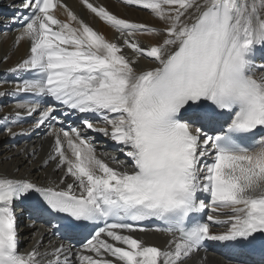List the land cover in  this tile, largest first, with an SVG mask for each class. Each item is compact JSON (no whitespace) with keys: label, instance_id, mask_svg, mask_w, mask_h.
<instances>
[{"label":"snow or ice","instance_id":"snow-or-ice-1","mask_svg":"<svg viewBox=\"0 0 264 264\" xmlns=\"http://www.w3.org/2000/svg\"><path fill=\"white\" fill-rule=\"evenodd\" d=\"M79 3L114 39L63 0H23L5 24H20L15 43L29 44L9 69L27 78L0 97L32 100L0 117V137L46 128L50 146L42 163L27 145L0 161V264H190L210 242L234 252L264 244V62L256 60L264 0H122L159 26ZM76 113L90 115L66 130ZM88 131L126 159L98 155ZM10 158L25 175L3 168ZM28 166L59 175L33 179ZM20 205L26 227L41 214L56 221L52 235L88 234L76 248L63 239L45 245L36 231L22 250ZM145 221L163 225L151 229L165 237L162 247L136 235L150 230Z\"/></svg>","mask_w":264,"mask_h":264},{"label":"bare ground","instance_id":"bare-ground-1","mask_svg":"<svg viewBox=\"0 0 264 264\" xmlns=\"http://www.w3.org/2000/svg\"><path fill=\"white\" fill-rule=\"evenodd\" d=\"M23 0H0V33H6V36H0V92L11 93L15 84L21 78H27L25 74L21 73H13L9 71V69L14 68L15 65L23 59L28 51L29 44L27 41H21L19 44L15 43V38L21 29L20 24H11L7 27L8 18L17 15L20 12V5ZM78 16L85 20V22L89 23L95 30L99 31L101 34H104L106 38L109 40L114 39V32L103 22H101L98 18H95L93 14L89 13L87 9L83 8L80 5L79 0H63ZM96 5L105 6L112 13L122 17L129 19L133 22L137 23H145L149 26H159L158 21L153 18L151 13L148 10L140 9L138 7H129L122 3V0H91ZM57 16L60 19H65V16L62 14V10L57 11ZM27 15V12L24 13ZM139 39L144 44H148L151 40L150 37L141 36ZM7 56L8 59L5 61L3 57ZM256 60L258 62H264V50H258L256 55ZM30 102L32 100L29 96H23L21 94L19 97L15 95H5L0 97V117L4 115H10L12 111L13 105L17 102ZM85 115L90 114H79L76 113L74 115H70L68 119L63 120V127L67 130L71 127H77L80 124V120L84 118ZM63 119V117H61ZM96 122L95 117H90ZM223 119V118H222ZM30 123V121H29ZM102 123V122H101ZM3 119H0V125H3ZM24 128L28 127V123H23L21 125ZM60 125H57L59 127ZM14 130L19 132L20 127H14ZM47 129L41 128L34 134H29L25 136H17L15 138H2L0 137V161H3L5 157H12L16 152V147H21L27 145L29 151L35 146L37 149V160L47 154V151L50 146V138H48L45 133ZM91 139L96 147L97 154L107 153L110 156L117 157L118 160H125L123 153L119 152L118 146L114 144L111 140L105 138L102 134L93 133L88 131L86 133ZM209 134H214L210 132ZM259 135V134H258ZM17 141V143H16ZM19 164V161L16 159H8L7 163H4L3 168L12 173L14 175H25V165L19 164L20 171L19 173H15L13 171V165ZM111 166L115 167V164ZM33 168L32 178L40 179L44 181L48 178L56 179L59 175L57 173L55 176H50L51 169L49 168L46 172L43 168L39 171L35 170V166H28ZM22 209L23 212L21 211ZM25 208L23 205L17 207V216L18 219L21 216H24ZM28 215V211L26 213ZM206 217V213H205ZM32 220L35 223L34 228H29L26 226L20 227V239H21V249L29 248L32 244V234L33 232L39 231L44 233L43 242L45 245L48 244L49 240L60 241V238H55L51 233L47 230L50 228L47 225L46 219L37 215H32ZM28 223V217L26 221V225ZM139 238L145 240L148 244L163 246L165 237L157 232H153L151 230L146 231L144 233H136ZM64 243H71L76 248H79V241L77 239H66L63 240ZM260 256V254H259ZM190 264H264V260L262 259H254L253 255L248 251L242 252H234L228 249H225L218 244L209 243L207 250H202L198 256L193 257L192 262Z\"/></svg>","mask_w":264,"mask_h":264},{"label":"rangeland","instance_id":"rangeland-1","mask_svg":"<svg viewBox=\"0 0 264 264\" xmlns=\"http://www.w3.org/2000/svg\"><path fill=\"white\" fill-rule=\"evenodd\" d=\"M16 143H17V141H16ZM27 217L28 216L25 214L24 216H21L19 218L20 227L26 226ZM21 225H23V226H21Z\"/></svg>","mask_w":264,"mask_h":264}]
</instances>
